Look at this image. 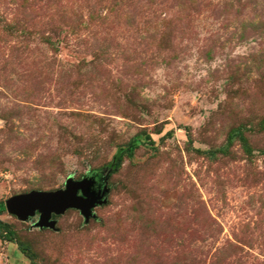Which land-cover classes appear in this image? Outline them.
Wrapping results in <instances>:
<instances>
[{"label":"rangeland","instance_id":"1","mask_svg":"<svg viewBox=\"0 0 264 264\" xmlns=\"http://www.w3.org/2000/svg\"><path fill=\"white\" fill-rule=\"evenodd\" d=\"M87 176L0 264H264V0H0V202Z\"/></svg>","mask_w":264,"mask_h":264},{"label":"water","instance_id":"2","mask_svg":"<svg viewBox=\"0 0 264 264\" xmlns=\"http://www.w3.org/2000/svg\"><path fill=\"white\" fill-rule=\"evenodd\" d=\"M92 183L90 176L77 181L67 179L62 189L31 190L16 194L8 197L3 205L7 213L20 219H25L35 211L38 212L39 227L54 228V220L49 219V215L51 213L60 214L68 208L78 209L83 218L87 220L91 215L90 208L94 206L97 196L92 197L86 193ZM77 191H80L81 195H78Z\"/></svg>","mask_w":264,"mask_h":264},{"label":"trees","instance_id":"3","mask_svg":"<svg viewBox=\"0 0 264 264\" xmlns=\"http://www.w3.org/2000/svg\"><path fill=\"white\" fill-rule=\"evenodd\" d=\"M0 209H3V204L1 202H0ZM0 228H2V232H0V239L3 237L4 234L11 235V231L9 229V225L7 223L1 221V220H0ZM8 240L11 241V237H9ZM18 248H19V246H18ZM20 250L23 251L22 249H20ZM26 256L31 260V264H33L32 259H31L32 255L31 254H26Z\"/></svg>","mask_w":264,"mask_h":264}]
</instances>
